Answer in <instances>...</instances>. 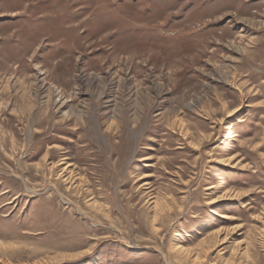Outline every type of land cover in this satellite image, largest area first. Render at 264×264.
Instances as JSON below:
<instances>
[{"label":"rangeland","instance_id":"1","mask_svg":"<svg viewBox=\"0 0 264 264\" xmlns=\"http://www.w3.org/2000/svg\"><path fill=\"white\" fill-rule=\"evenodd\" d=\"M0 264H264V0H0Z\"/></svg>","mask_w":264,"mask_h":264}]
</instances>
